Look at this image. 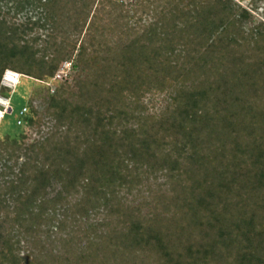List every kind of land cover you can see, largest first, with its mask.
Listing matches in <instances>:
<instances>
[{
  "label": "trees",
  "instance_id": "16d2710c",
  "mask_svg": "<svg viewBox=\"0 0 264 264\" xmlns=\"http://www.w3.org/2000/svg\"><path fill=\"white\" fill-rule=\"evenodd\" d=\"M9 69L49 95L0 123V264H264V22L250 11L0 0V90Z\"/></svg>",
  "mask_w": 264,
  "mask_h": 264
},
{
  "label": "rangeland",
  "instance_id": "374dc122",
  "mask_svg": "<svg viewBox=\"0 0 264 264\" xmlns=\"http://www.w3.org/2000/svg\"><path fill=\"white\" fill-rule=\"evenodd\" d=\"M238 4H240L242 7L250 11L256 21H262L264 22V0H235ZM11 71L10 69L6 71L8 73ZM15 72V71H11ZM5 73V74H6ZM15 74V73H14ZM15 79L18 81V75L15 74ZM22 77L20 75V83L14 84V86H10L9 82H5L4 78L2 81V88L0 90V98L4 101L10 100V102L14 101V112L8 113L7 118L5 120V129H10L13 124L16 121V118L19 116V113L21 111L20 108L23 106H26V101L28 97L32 100V105L42 109V107L46 103V99L48 98V88L49 86L41 87L38 85H34L33 87L29 86L27 81L26 83L21 82ZM17 83V82H16ZM48 87V88H47ZM32 88V89H31ZM146 101L150 104L152 110H155L156 108L160 109L165 104V97L164 95L155 94L150 95ZM0 108L4 109L5 107L0 104ZM10 110V109H9Z\"/></svg>",
  "mask_w": 264,
  "mask_h": 264
},
{
  "label": "built area",
  "instance_id": "2783aa9c",
  "mask_svg": "<svg viewBox=\"0 0 264 264\" xmlns=\"http://www.w3.org/2000/svg\"><path fill=\"white\" fill-rule=\"evenodd\" d=\"M71 65H72L71 62H66L63 65L61 72L57 75V78H62L63 76L64 77L67 76L70 73ZM6 74L4 75V80L6 78ZM17 82L19 83V81H17ZM18 83H16V84H18ZM1 100H2V102H0V104H2L5 108L4 109L0 108V123L3 120L5 114L11 110L10 100H8V101H4L3 99H1ZM26 111H27L26 107L22 108L21 114H24ZM19 123H21V120L19 121Z\"/></svg>",
  "mask_w": 264,
  "mask_h": 264
},
{
  "label": "bare ground",
  "instance_id": "6f19581e",
  "mask_svg": "<svg viewBox=\"0 0 264 264\" xmlns=\"http://www.w3.org/2000/svg\"><path fill=\"white\" fill-rule=\"evenodd\" d=\"M5 82H9L10 86L13 87L14 84H16L15 74L13 72L9 71L6 74ZM0 102H2L1 98H0Z\"/></svg>",
  "mask_w": 264,
  "mask_h": 264
},
{
  "label": "clouds",
  "instance_id": "9594fccd",
  "mask_svg": "<svg viewBox=\"0 0 264 264\" xmlns=\"http://www.w3.org/2000/svg\"><path fill=\"white\" fill-rule=\"evenodd\" d=\"M13 73H15V74H17L18 75V81H20V74L19 73H17V72H13ZM17 82V81H16ZM18 83V82H17ZM20 83V82H19Z\"/></svg>",
  "mask_w": 264,
  "mask_h": 264
},
{
  "label": "water",
  "instance_id": "95a60500",
  "mask_svg": "<svg viewBox=\"0 0 264 264\" xmlns=\"http://www.w3.org/2000/svg\"><path fill=\"white\" fill-rule=\"evenodd\" d=\"M9 112H11V110Z\"/></svg>",
  "mask_w": 264,
  "mask_h": 264
}]
</instances>
